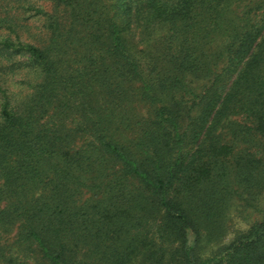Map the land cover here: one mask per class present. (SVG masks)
<instances>
[{
    "label": "trees",
    "instance_id": "16d2710c",
    "mask_svg": "<svg viewBox=\"0 0 264 264\" xmlns=\"http://www.w3.org/2000/svg\"><path fill=\"white\" fill-rule=\"evenodd\" d=\"M51 1L17 51L43 80L1 109L0 234L41 264H264V215L202 253L264 185V0Z\"/></svg>",
    "mask_w": 264,
    "mask_h": 264
},
{
    "label": "rangeland",
    "instance_id": "374dc122",
    "mask_svg": "<svg viewBox=\"0 0 264 264\" xmlns=\"http://www.w3.org/2000/svg\"><path fill=\"white\" fill-rule=\"evenodd\" d=\"M54 10H58L65 20L69 19L68 12L56 6L51 0H0V121L6 96L11 106L17 107L34 93L36 86L43 80V75L32 65L28 56L17 51L25 46L43 47L47 44L50 31L46 13ZM131 114L147 117L150 115V108L134 104ZM238 119L240 117L232 118ZM78 121L79 115L76 114L69 120L68 126L74 127ZM123 136L116 139L122 141ZM228 139L227 137L225 142ZM83 141V139L79 141L78 145ZM240 149L242 147L235 148L234 151ZM232 193L222 217L224 230L202 245V253L205 256L229 244L264 215L263 184L247 190L235 186ZM90 196L91 194L86 192L82 202ZM17 230L14 228L9 233L0 234V245L7 248L3 251L5 256L18 258L15 264H41L36 254L27 250L28 248L20 251L16 243Z\"/></svg>",
    "mask_w": 264,
    "mask_h": 264
}]
</instances>
